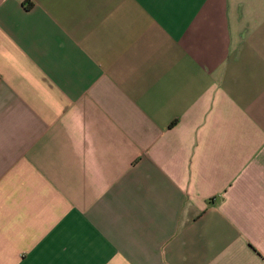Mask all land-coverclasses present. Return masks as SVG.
Instances as JSON below:
<instances>
[{
  "label": "crops",
  "instance_id": "obj_1",
  "mask_svg": "<svg viewBox=\"0 0 264 264\" xmlns=\"http://www.w3.org/2000/svg\"><path fill=\"white\" fill-rule=\"evenodd\" d=\"M0 264H264V0H0Z\"/></svg>",
  "mask_w": 264,
  "mask_h": 264
},
{
  "label": "trees",
  "instance_id": "obj_2",
  "mask_svg": "<svg viewBox=\"0 0 264 264\" xmlns=\"http://www.w3.org/2000/svg\"><path fill=\"white\" fill-rule=\"evenodd\" d=\"M28 6V5H27Z\"/></svg>",
  "mask_w": 264,
  "mask_h": 264
}]
</instances>
